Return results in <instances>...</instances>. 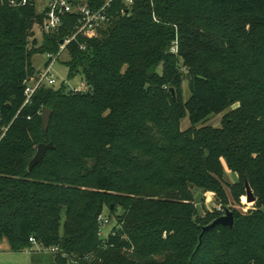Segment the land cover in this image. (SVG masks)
<instances>
[{
	"label": "trees",
	"instance_id": "trees-1",
	"mask_svg": "<svg viewBox=\"0 0 264 264\" xmlns=\"http://www.w3.org/2000/svg\"><path fill=\"white\" fill-rule=\"evenodd\" d=\"M110 4L97 36L64 50L83 87L43 84L23 105L33 56L56 54L79 20L36 37L35 8L0 0V240L12 252L31 237L57 247L47 264H264V0ZM182 79L183 100L168 90ZM226 110L220 126L204 125ZM34 127L35 145L53 147L28 171ZM245 184L253 208L232 207L233 226L217 224L195 250L200 227L229 209L226 188L235 201ZM206 191L221 210L194 202ZM101 213L115 217L106 237Z\"/></svg>",
	"mask_w": 264,
	"mask_h": 264
},
{
	"label": "rangeland",
	"instance_id": "rangeland-1",
	"mask_svg": "<svg viewBox=\"0 0 264 264\" xmlns=\"http://www.w3.org/2000/svg\"><path fill=\"white\" fill-rule=\"evenodd\" d=\"M233 29V28H231ZM34 30V29H33ZM34 35L38 37L40 33L35 30ZM48 56L47 53H41V54H35L32 58V64L34 68L37 70H42L44 63L47 61ZM68 62V54L65 51H62L57 59L52 63L51 65V74L54 79V84L51 85V87L58 89L61 86H64V88L68 90H74V89H81L83 87L82 77L80 74L76 73L73 75L69 74V68L67 67ZM182 84L180 86V92L175 90L173 88V92L175 97L177 95H180V98L186 99L188 97V88L187 84L188 81L186 79H182ZM170 87H168L169 90ZM226 110L225 112L214 114L209 116L205 121L204 125H210V126H220V123L223 121L224 118L228 116ZM226 113V114H225ZM180 126L181 129L184 130L189 126V119L188 116H184L183 119L180 120ZM40 130L37 127H34L33 131L30 132V139L33 142V148L34 152H30V158L35 154L37 146L34 143V139L39 134ZM224 171L226 172V182L231 184L234 180L236 175L232 172H229L227 166L223 163ZM245 187V186H244ZM251 190V192H250ZM226 193L228 196V203H229V209L236 208L241 213H246L248 209L253 208L254 199L250 197L251 193L254 197L252 189H248V187H245V191L243 194L239 195L238 198L234 201L233 198H231L230 190L229 188H226ZM243 199V200H242ZM194 202L198 204V206L203 204V208L208 213H213L214 211H217L218 207H221L220 204L216 203L215 196L212 192L206 191L200 194L199 192H194ZM106 211V210H105ZM199 213L200 208H198ZM107 212V211H106ZM110 224L107 226L102 227V236L106 237L108 230L111 228L112 225H114L116 222L115 217L111 214L110 215ZM7 244V240L2 239L0 240V264H47L54 259V254L49 251L41 248L38 245H32L27 250L22 251H16L12 252L9 251V249H6L4 245Z\"/></svg>",
	"mask_w": 264,
	"mask_h": 264
},
{
	"label": "built area",
	"instance_id": "built-area-1",
	"mask_svg": "<svg viewBox=\"0 0 264 264\" xmlns=\"http://www.w3.org/2000/svg\"><path fill=\"white\" fill-rule=\"evenodd\" d=\"M112 0H104L102 5L98 8L92 7L86 2V0H7V4L11 6H33L38 16H41V22L34 24V31L37 30L40 34H52L59 30L62 24V18L67 15L75 14L78 16V24L75 26L74 32L70 37L62 40L59 44V48L56 54L47 53L48 59L43 65L42 70L32 76H29L25 81L24 88V104L30 102L32 94L41 87L43 84L52 85L54 79L51 74V65L57 59L59 54L65 50L66 46L74 40L77 35L84 38H93L97 36L99 27L106 21H109L108 8L111 6ZM127 5L132 4V0H124ZM83 48V47H82ZM173 52H177L176 45L171 47ZM80 90V89H74ZM221 210V207H218ZM97 222L99 223L100 230L98 235H102V227L110 224V220L103 213L97 216ZM31 245H38L46 251L49 250L52 253L57 252V247L44 248L39 245L36 240L29 238ZM28 249V248H27ZM25 249V250H27Z\"/></svg>",
	"mask_w": 264,
	"mask_h": 264
},
{
	"label": "water",
	"instance_id": "water-1",
	"mask_svg": "<svg viewBox=\"0 0 264 264\" xmlns=\"http://www.w3.org/2000/svg\"><path fill=\"white\" fill-rule=\"evenodd\" d=\"M169 92L170 95L175 98L174 92H173V88L170 87L169 88ZM41 130L44 132L47 129L48 123H49V118H50V109L49 108H44L42 113H41ZM53 145L48 142V143H39L37 144V149L35 154L32 156V158L29 160V165H28V171L33 168L35 165L39 164L42 162V159L46 153V151L49 148H52ZM245 187L248 189H250V187L248 186V184H245ZM251 192V190H250ZM250 197L252 199L255 200V197H253L252 193L250 195ZM234 223V218H233V213L231 210H229L228 208L224 209L223 214L217 216V218H215L213 221H211L208 224H204L200 227L201 231H200V236H199V241H198V245L196 246L195 250L197 249V247L201 244V240L202 237L204 236L203 234L205 232H207L208 230H211L212 228H214L215 226H217V224H222L225 226H229L232 227Z\"/></svg>",
	"mask_w": 264,
	"mask_h": 264
},
{
	"label": "crops",
	"instance_id": "crops-1",
	"mask_svg": "<svg viewBox=\"0 0 264 264\" xmlns=\"http://www.w3.org/2000/svg\"><path fill=\"white\" fill-rule=\"evenodd\" d=\"M6 249H9L8 243L6 245H4ZM10 251V249H9Z\"/></svg>",
	"mask_w": 264,
	"mask_h": 264
}]
</instances>
